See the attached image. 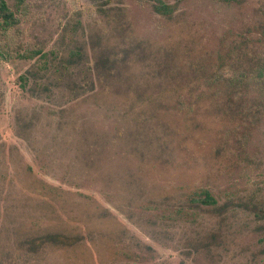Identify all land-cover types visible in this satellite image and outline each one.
Segmentation results:
<instances>
[{
  "label": "rangeland",
  "instance_id": "rangeland-1",
  "mask_svg": "<svg viewBox=\"0 0 264 264\" xmlns=\"http://www.w3.org/2000/svg\"><path fill=\"white\" fill-rule=\"evenodd\" d=\"M20 18L0 35V264H264V0Z\"/></svg>",
  "mask_w": 264,
  "mask_h": 264
},
{
  "label": "trees",
  "instance_id": "trees-1",
  "mask_svg": "<svg viewBox=\"0 0 264 264\" xmlns=\"http://www.w3.org/2000/svg\"><path fill=\"white\" fill-rule=\"evenodd\" d=\"M108 1V0H105ZM224 2H233V1H238V0H222ZM25 2L26 0H14V9H11L5 0H0V35L5 36L6 38L8 37L10 33H13L16 31L21 18L20 16L24 13L25 9ZM155 12L162 14L164 16H168L171 14L172 9L171 7L167 6L166 4L162 2H158L157 5L153 6ZM11 41L7 40V46L9 45ZM40 53L38 51H27L23 54H19V57L21 59H32L35 55H39ZM45 54H41L40 58H44ZM115 63L113 60H108L105 59L102 63V67H105L106 63ZM264 71V67H258V72H256L257 77H261L262 74L261 72ZM218 77V76H215ZM222 77H220L221 79ZM21 81H23V77L19 78ZM224 81V86H223V93L225 96L228 95V103L231 102L233 99H238L242 100V92L240 85L243 84V81L240 78H224L222 79ZM239 108V107H237ZM204 198L201 200L203 204L207 205H213L214 200L212 197L208 194V192H203L202 193Z\"/></svg>",
  "mask_w": 264,
  "mask_h": 264
}]
</instances>
